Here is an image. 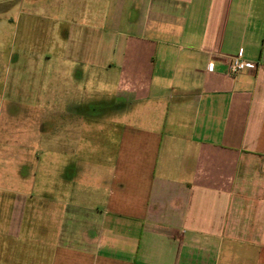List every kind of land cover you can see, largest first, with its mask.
<instances>
[{"label": "crops", "instance_id": "crops-1", "mask_svg": "<svg viewBox=\"0 0 264 264\" xmlns=\"http://www.w3.org/2000/svg\"><path fill=\"white\" fill-rule=\"evenodd\" d=\"M22 19L55 26L28 118L52 123L35 137L53 163L0 180L19 216L0 264H264V0H55ZM237 55L255 68L232 78Z\"/></svg>", "mask_w": 264, "mask_h": 264}, {"label": "rangeland", "instance_id": "rangeland-1", "mask_svg": "<svg viewBox=\"0 0 264 264\" xmlns=\"http://www.w3.org/2000/svg\"><path fill=\"white\" fill-rule=\"evenodd\" d=\"M54 1L0 0V180L5 183L9 180H23L18 171L24 166H27L24 169L25 176L29 177L26 180H35L38 171L31 168L35 159L43 164L42 168L49 166L44 165L45 158L50 164L53 163V154H47L41 151V146H37L35 136L42 123L28 118L38 117L37 100L33 102V99L42 95V91H36L40 83L42 86L38 72L43 73L44 65L51 69L57 65L53 57L49 61L44 57H34L36 53H46L47 49L56 47L55 26L52 22L21 24V21L27 17L31 8L52 4ZM11 19L20 21V24H12ZM51 124H42V128H48ZM25 149L29 150V155ZM45 176L49 177L46 180H51L52 172L47 171ZM1 184L0 194L6 188ZM1 205L0 227H4L19 216L11 215L5 199Z\"/></svg>", "mask_w": 264, "mask_h": 264}, {"label": "built area", "instance_id": "built-area-1", "mask_svg": "<svg viewBox=\"0 0 264 264\" xmlns=\"http://www.w3.org/2000/svg\"><path fill=\"white\" fill-rule=\"evenodd\" d=\"M226 61V71L225 74L229 77L234 78L237 74L241 73L244 70H252L255 68V64L245 61L237 56H227L225 57Z\"/></svg>", "mask_w": 264, "mask_h": 264}]
</instances>
